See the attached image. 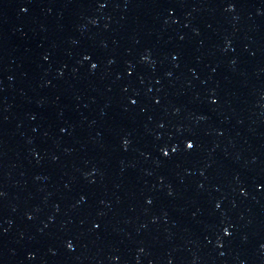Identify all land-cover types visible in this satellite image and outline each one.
Wrapping results in <instances>:
<instances>
[{"label":"snow or ice","instance_id":"6c2138e0","mask_svg":"<svg viewBox=\"0 0 264 264\" xmlns=\"http://www.w3.org/2000/svg\"><path fill=\"white\" fill-rule=\"evenodd\" d=\"M189 147H191V145H189Z\"/></svg>","mask_w":264,"mask_h":264}]
</instances>
